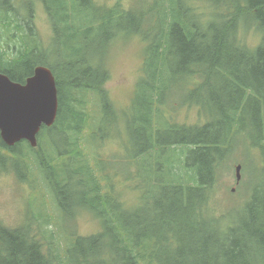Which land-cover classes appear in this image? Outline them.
<instances>
[{"label": "trees", "instance_id": "16d2710c", "mask_svg": "<svg viewBox=\"0 0 264 264\" xmlns=\"http://www.w3.org/2000/svg\"><path fill=\"white\" fill-rule=\"evenodd\" d=\"M14 1L0 0V23L19 24ZM40 1L53 32L52 48H41L34 40L36 45L31 47L24 39L29 47L23 44L20 59L16 54L0 61V71L20 82L38 64L53 72L59 98L53 128L70 127L73 141L57 160L49 152L47 162L40 156L36 163L40 175L49 180L48 184L41 177L53 190L60 210L68 212L71 207L66 218L86 211L99 221L100 229L88 235L59 234L49 216L34 213L29 206L14 227L0 219V264H264V0H202L204 11L198 0H155L148 5L157 10L151 27L145 14L148 8L133 15L117 4L100 14L90 9L92 0ZM33 2L28 0L30 11ZM113 29L116 32L108 34ZM133 32H141L147 41L137 85L146 90L151 106H144L137 118L122 113L127 149L138 145L146 129L150 131L144 149L134 155L143 171L142 196L130 209L101 191L102 171L91 167L89 160L94 157L83 146L101 145L98 112L107 121L121 117L104 88L110 74L106 58L112 36ZM249 35L257 42L250 41ZM86 45L92 51L84 68L76 62L83 53L86 57ZM146 71L151 73L148 79ZM161 71L178 75L170 82L187 75L197 79L183 95L184 103L193 106L191 120L160 116ZM76 87L83 90L81 97L98 95L101 106L91 98V114L85 115L81 102L75 110L69 93ZM150 113L159 120L151 123ZM239 140L259 149V170L240 210L230 218L213 216L214 176L227 168L228 150L236 149ZM146 150L150 151L143 156ZM126 154L132 158L130 152ZM30 169L25 179L35 182V175L28 177ZM106 201L114 204L113 216L103 208Z\"/></svg>", "mask_w": 264, "mask_h": 264}, {"label": "rangeland", "instance_id": "374dc122", "mask_svg": "<svg viewBox=\"0 0 264 264\" xmlns=\"http://www.w3.org/2000/svg\"><path fill=\"white\" fill-rule=\"evenodd\" d=\"M33 1V15L28 8L27 0L14 1V4L16 5L18 10H20L21 6V11H19V14L20 22L22 24L26 23V21H28L29 17L32 15L33 27L32 21L29 20L31 26L30 32L26 31L28 33H25L23 31L22 35L20 36V27L10 25L11 27L16 28L17 31H19V35L18 37H15L13 39H8L4 34L5 28H0V45L4 50H6L5 55L8 58H14V56L16 55L15 52L19 50V48L23 46V44L29 47V44L23 41V39H27L31 43V47H35L36 45V43L33 42L34 40L40 43V46L44 49L52 48L53 43L50 45L52 31L48 15L46 14L40 0ZM94 1L95 4H98L100 6L107 4L111 6L118 2L112 0ZM152 1L155 0H120V3L122 9L127 11L131 8L143 10L147 8V6ZM196 4L201 11L205 10L204 2L202 0H198ZM82 24L87 25V23ZM166 29L164 30V34H166ZM19 37L21 39L20 45ZM117 38L118 39L115 40L113 45L114 50L111 51L110 60L109 62H107V66H109L110 69L111 78L105 83V88L108 90L111 98L116 101V110L121 111V113H125L126 116L137 118L144 106H151V101L148 100L149 96L147 94L144 95V91L146 90L142 86L136 84L141 74L143 61L141 58H143L145 55V51L142 52V44L146 46V43L142 36L137 33L120 34ZM249 40L253 43L257 42V39L253 38L251 35H249ZM56 47L57 44L54 48ZM86 48V57L83 53V56L78 58L80 60L76 62L77 66L84 68L88 67V64H86V59L92 51V46L86 45ZM20 50L22 49L20 48ZM109 50L110 45L108 47V51ZM139 55L140 58L138 57ZM146 74L148 79L151 73L149 71H146ZM160 74L164 79V81L158 82V87H160L162 92V101L158 104V107L160 109V116L164 120H168L170 118L173 121H180L182 119L191 120L189 110L193 106L184 103L183 95L186 89H189L194 84H197V79L192 75H187L184 76L186 77V79L184 80H181V78L180 80L170 82V79L173 76H175L176 78L178 75H173L168 71H161ZM82 92L83 90H80L78 87H76L75 90H72L69 93V101H72V106L75 110H78V104L80 102L84 103L85 108L83 109V111L85 112V115L91 114L94 111V108L92 109L93 104L86 96L85 98L81 97L82 94L80 93ZM91 98L97 104H99V106H101L98 95L93 94ZM148 102L150 103L149 105ZM77 113L80 114L79 112ZM96 116L101 117V122L98 126V132L101 134L102 143L100 146L88 145V148H83L85 152L94 157V159L89 160V164L95 170H100V174L102 171V183L104 186L108 176H111L113 186L110 182L106 187H104V190H102V192H110L107 194V196L108 198H113L114 200H116L119 195L120 199L123 201L127 208L134 209L142 196L139 187L143 175V171L140 170L141 168L138 166L137 159L134 155L137 150L144 149L146 145V139L148 138L150 131L146 129L144 131V134H141L143 138L138 142V145L131 146L130 152L132 154V158L130 159L124 149L127 133L122 116L113 118L111 113H107V117H112L109 121L104 118L102 112H98ZM149 119L151 123H155L159 120L155 113H150ZM92 126L95 127L96 123L92 124ZM158 127L161 130L165 129V125L163 123H159ZM151 128L153 130V127ZM66 137L69 140L73 139L68 136L63 128L58 130V128L56 127V138L54 140V142L56 143V152H63L66 146ZM236 146V149H234L232 152L231 150H228V153H231L232 155L231 161L229 162L231 164V169L229 171L227 169L223 170L221 179L219 181H216L217 188L214 189V194L210 200L211 207L214 209L215 214L220 212L222 214L225 213L228 216L229 211L238 212L247 197L250 186L255 181L256 171L253 169V167L258 166V164L255 165V162H259V149L255 146H247L246 149L251 154V156L246 162V160L244 159L242 144H237ZM151 154L154 153L152 152ZM26 156H28V154L24 152L16 156V158L13 160H20V158L21 160H24L26 159ZM47 157L48 156H44L43 158L42 156V159L40 160L44 161L45 159L47 162ZM97 158H99L98 162L96 161ZM121 158H123L122 161ZM40 160L37 162H40ZM151 160L152 157H150L149 163ZM244 161L245 174L243 175L244 171L242 170V178L238 183H236L235 172H233V165L236 162L243 163ZM5 165L6 166L0 165L1 169L6 168L8 170L0 171V219H3L6 224H9V222L12 220V217L15 222L20 221L22 215L25 214L27 208L31 206L32 202H39L44 199L46 201V212L51 219L50 225L53 229H56V231L58 230L64 233L66 230L71 229V231L74 232V230H72V227L77 224V230L81 234L87 235L93 232H98L99 222L88 212H81L83 214H76L71 220L66 218L71 216V207L68 206V212L64 210L62 212L60 210V208L56 204V197L53 190L42 181L43 179L49 184V180H47L46 176L43 175L42 172L40 175V170L38 168L39 165L37 163L32 164L30 169L31 173L36 176V180L35 182H28V184H23L25 189L21 184L20 187L18 186L19 182L15 177L9 178L11 164L9 162H6ZM26 169L27 168H25V170ZM259 173L261 174L260 171ZM19 190L20 197L17 198ZM101 204H103L102 201ZM2 205H4V208ZM113 207L114 204L112 202L106 201L103 208L110 209L111 211L109 213V216H113ZM99 209L101 208L99 207ZM4 211H6L7 214ZM76 217L78 218V220Z\"/></svg>", "mask_w": 264, "mask_h": 264}, {"label": "water", "instance_id": "95a60500", "mask_svg": "<svg viewBox=\"0 0 264 264\" xmlns=\"http://www.w3.org/2000/svg\"><path fill=\"white\" fill-rule=\"evenodd\" d=\"M57 108L56 81L48 67L35 66L23 83L0 73V136L8 145L26 138L34 146L40 125L52 124Z\"/></svg>", "mask_w": 264, "mask_h": 264}, {"label": "bare ground", "instance_id": "6f19581e", "mask_svg": "<svg viewBox=\"0 0 264 264\" xmlns=\"http://www.w3.org/2000/svg\"><path fill=\"white\" fill-rule=\"evenodd\" d=\"M64 131L68 134V133L72 132V129L70 127H68V128H66V130L64 129ZM156 207H157V205H156ZM189 251L190 252H193V250H191V249ZM200 260H201V262H204L205 261L204 259H201V258H200ZM199 264H203V263H199Z\"/></svg>", "mask_w": 264, "mask_h": 264}]
</instances>
